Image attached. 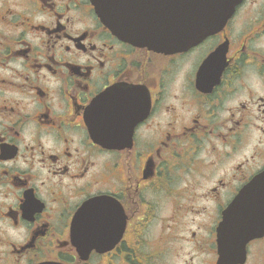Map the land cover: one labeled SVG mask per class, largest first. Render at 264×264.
<instances>
[{"label": "flooded vegetation", "instance_id": "1", "mask_svg": "<svg viewBox=\"0 0 264 264\" xmlns=\"http://www.w3.org/2000/svg\"><path fill=\"white\" fill-rule=\"evenodd\" d=\"M263 170L264 0L174 53L119 39L90 0H0V264H161L179 217L181 264H264V225L219 252Z\"/></svg>", "mask_w": 264, "mask_h": 264}, {"label": "water", "instance_id": "2", "mask_svg": "<svg viewBox=\"0 0 264 264\" xmlns=\"http://www.w3.org/2000/svg\"><path fill=\"white\" fill-rule=\"evenodd\" d=\"M90 1L103 25L119 39L156 52L174 53L222 30L243 0ZM106 97L100 96L95 106H102ZM89 127L93 141L105 148H116L124 139L102 133L94 124ZM263 221L264 172L241 190L225 212L219 228L221 258L236 250V245L243 249Z\"/></svg>", "mask_w": 264, "mask_h": 264}, {"label": "rangeland", "instance_id": "3", "mask_svg": "<svg viewBox=\"0 0 264 264\" xmlns=\"http://www.w3.org/2000/svg\"><path fill=\"white\" fill-rule=\"evenodd\" d=\"M207 186V183L205 184ZM205 190V187H204ZM198 204V202L196 203ZM201 205H204L205 207H208V205L201 203ZM199 208V205L195 206V209ZM164 213V212H163ZM174 214V213H173ZM188 218L181 219L179 217L178 225L174 227V232H173V240H172V248L169 251V256L172 258L167 259L165 262H162L161 264H181L180 262V254H183V251L188 250V245H186L183 240V231H184V226L187 224ZM171 247V246H170Z\"/></svg>", "mask_w": 264, "mask_h": 264}]
</instances>
